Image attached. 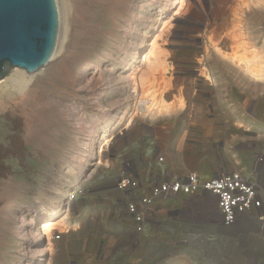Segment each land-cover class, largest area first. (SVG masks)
<instances>
[{"label": "rangeland", "instance_id": "obj_1", "mask_svg": "<svg viewBox=\"0 0 264 264\" xmlns=\"http://www.w3.org/2000/svg\"><path fill=\"white\" fill-rule=\"evenodd\" d=\"M59 3L69 56L31 80L27 99L0 113V264H26L29 250L39 245L47 250L38 263L48 264L61 243L54 236L63 232L70 233L66 253L76 252L71 260L107 264L101 256L96 260V244L109 240L114 246L116 237L127 241L115 228L132 224L115 175L130 160L136 161L135 174L148 173L159 151L169 163L194 169L202 178L219 168L258 172L264 196V77L254 79L218 50H230L233 42L226 34L238 28L247 50L264 58V0L166 1L159 16L170 23L157 40L166 68L155 69L162 77L155 94L172 105L162 111L145 106L153 88L150 93L134 88V79L146 72L144 53L152 50L160 22L153 41L130 58L149 28L156 0ZM105 76L110 84L100 91ZM9 90L0 88L4 97ZM84 139L89 144L81 152ZM81 156L82 174L68 186ZM64 188L48 218L49 244L45 229H38L48 205H38ZM195 197L189 201L192 210L152 214L134 248L111 251L113 264H264V225L246 216L225 227L212 198Z\"/></svg>", "mask_w": 264, "mask_h": 264}, {"label": "built area", "instance_id": "obj_2", "mask_svg": "<svg viewBox=\"0 0 264 264\" xmlns=\"http://www.w3.org/2000/svg\"><path fill=\"white\" fill-rule=\"evenodd\" d=\"M148 173L135 174L134 160L123 162L115 175V188L124 194L125 214L131 218L133 230L144 234L149 228L153 205L159 199L178 195L203 194L212 198L220 222L225 227L244 217H253L264 225V196L258 172L243 168H219L206 178L195 170L169 171L165 151L154 154ZM138 167L140 165L138 164ZM60 233L55 234L59 238Z\"/></svg>", "mask_w": 264, "mask_h": 264}, {"label": "bare ground", "instance_id": "obj_3", "mask_svg": "<svg viewBox=\"0 0 264 264\" xmlns=\"http://www.w3.org/2000/svg\"><path fill=\"white\" fill-rule=\"evenodd\" d=\"M166 1L167 0H156V10L152 16V20L150 21L151 23L148 25L149 28L147 29V32L141 33L140 38H139V41L141 42V44L139 45V47H135L134 48L135 51L130 55V58L132 60L136 59L138 57L139 53L142 50H144L145 46L148 43H150L148 41H150V40L153 41V39H151L152 31H153V29H155L157 27L156 26L157 22L158 23L160 22L159 29L152 36V38L155 37L154 38L155 44L151 43L152 45H154L151 48L152 50L149 52V50L147 48L146 52L144 53V54H147L146 55V57H147L146 58L147 59L146 72H144V71L142 72V70H143L142 69L140 72L142 75L140 74L141 76L139 78L137 77V79H134L135 80L134 88H136V86H137L139 88V91H141V92L146 91V93H147V91H148L147 89L150 90V88H151V90H152V88H153V90H154L151 93L148 91L150 94H147V96H145L143 99L145 101V106L149 111L165 110L170 103V102L167 103V102L163 101L162 95H160V93H158L160 95L159 98H157V96H156L157 94H155V92L157 91L156 90L157 89V78L161 74L160 73L158 75L156 73L155 69L158 67L159 68L165 67V61H164V58L162 57L164 48L162 47V45L160 43H157V40H158V37L161 36L165 32V27H167V25H169L166 23L167 22L170 23L169 20L167 21V18L163 19V17L161 18L159 16L160 14H162L163 11H165V8H167L166 4H165ZM56 2H57V8H58L59 24H58V31H57L55 46H54L50 56L41 65L34 67V68L23 69V68L13 67L9 73V76L0 81V88H2V89L4 88V90L5 89L7 90V88L8 89L10 88V90L5 93L7 97H4L3 91L0 92V113H3L2 109H4L3 107H5V105H7L11 102H14V104H17L18 102H23V100L27 99L26 95L28 94V88H29V84H30L31 80L32 79H39L43 75L44 76L47 75L50 72V70H52L56 66H58L60 61H64L65 57L69 56V55H65V51H64V48H65L64 43L65 42H63V41H64V38H66V30L63 28L64 24H63L62 18H61V10H60L59 0H56ZM91 10H92V15H93V5H91ZM177 12L179 13L180 9ZM63 20H64V18H63ZM234 27H236V25ZM226 35L229 36L230 39L232 40V42H233L232 46H231L229 51H222L221 49H218L219 52L221 54H223L224 56H227L230 60L236 62V64L242 65L245 68L246 72H248L249 75L251 77H253L254 79L264 77V58L260 55L259 52L255 51V50H251V49L247 50V45H246L247 40L246 39H245L246 41L243 40L240 30H238V28L232 29V30L230 29V31ZM160 40H162V39L160 38ZM213 44H214V41H213ZM85 67H86V63H85ZM160 78H162V77H159L158 79L161 80ZM262 79H264V78H262ZM163 81H165V80H163ZM102 82L103 83H101L102 87H101L100 91H102L106 87V85L108 86V84H110V78L105 76L103 78ZM159 92H161V91H159ZM143 95L144 94H142V96ZM28 100L29 101L33 100V97L31 99H28ZM178 101H179V103H181L182 99L179 98ZM165 103H167V105ZM171 105H169L170 108H171ZM124 111H126V105L120 109V112H124ZM15 120H16V124L20 123V118H17ZM18 134L16 135V137L20 138V136ZM81 144L82 145L80 147V150H82L81 152H84L83 150L87 148V145L89 144V142L87 139H84ZM17 145H18L17 149L21 150V147L23 146V144L21 143V139H17ZM85 163H86L85 157L81 156V159L77 161V165L75 166L76 171L74 172V178L67 181L68 186L73 185V183H74L73 181L76 178H79L81 176L82 171L85 167ZM65 193H66L65 188H64V190L61 189L59 191V194L58 195L56 194L57 195L56 197L47 200L46 204H44L45 201H43V202H41L42 204L38 205L39 208L40 207L44 208V207H46V205H48V207H47L48 212H46L45 218L41 221L43 223V225H40L38 227V229H41V228L45 229V231L43 230L44 231L43 234L46 235L44 237L47 238L49 244L51 241L50 240V238H51L50 233H51V229H53V227L50 226V222L48 221V218L55 211V207H54L55 203H58L59 200L64 197ZM51 200H52V202H51ZM27 222L31 223L32 222L31 218ZM66 225H64V226L61 225V227L65 230V228L67 227ZM49 236H50V238H49ZM42 246H44V245H39L36 248L34 247L33 250H29V252H28L29 254L27 255V263L26 264H41L44 261L42 259V261H40L41 263H38L39 260L41 259V257L46 255L47 248L46 247L43 248Z\"/></svg>", "mask_w": 264, "mask_h": 264}, {"label": "water", "instance_id": "obj_4", "mask_svg": "<svg viewBox=\"0 0 264 264\" xmlns=\"http://www.w3.org/2000/svg\"><path fill=\"white\" fill-rule=\"evenodd\" d=\"M56 0H0V78L13 67L41 65L58 31Z\"/></svg>", "mask_w": 264, "mask_h": 264}, {"label": "crops", "instance_id": "obj_5", "mask_svg": "<svg viewBox=\"0 0 264 264\" xmlns=\"http://www.w3.org/2000/svg\"><path fill=\"white\" fill-rule=\"evenodd\" d=\"M167 168H169V171H173V172H177V171H184V170H191V169H187L185 168L183 165H173L171 163H169L167 161ZM245 170V168H243ZM194 170V169H192ZM196 171V170H195ZM198 172V171H197ZM200 175V174H199ZM201 176V175H200ZM195 195L197 194H189V195H178L177 197L174 198H167V199H163V200H172L171 205L166 206L163 205V203L165 201H163L162 199H159L155 202V204L153 205V214H159L162 213L163 211H165L166 213H168L169 215L172 214H177L180 211L184 212L187 209H191L192 210V206L190 205V198H194ZM196 198V197H195ZM197 203L199 204V206H203V203L201 201L197 200ZM189 204V205H188ZM215 204V203H213ZM115 230H117L119 232V236H126L127 238H129L127 241H122L121 239H119L118 237H116V240L118 239V243L115 244L114 246L110 245L109 240L108 242L105 241V243H98V245L96 244L95 246V257L96 260H100V256L103 257L101 259H103V261L107 262L106 260L108 259L107 264H113L114 260L111 257V251H115L120 250L121 248L123 250L129 251V248H134V240L139 239L142 235L136 231L133 230V226L132 224H130V228L128 229H122L121 226H116ZM70 233L67 234L66 232L61 233L60 237L58 238V240L61 242L59 245H57V249L55 254L51 257V259L49 260L48 264H79L78 262H81L78 260H71L70 257L74 256L76 254L73 252H69L66 253L67 249L66 247L68 246V244L66 243L67 238L69 237ZM103 242V241H102ZM121 249V250H122ZM102 261V262H103ZM101 262V261H99ZM98 262V263H99ZM81 264V263H80Z\"/></svg>", "mask_w": 264, "mask_h": 264}]
</instances>
